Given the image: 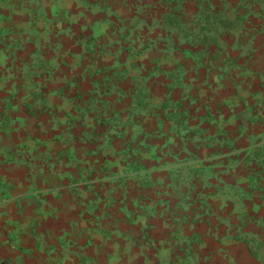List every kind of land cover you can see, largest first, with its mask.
Masks as SVG:
<instances>
[{
	"label": "crops",
	"instance_id": "0c3cea01",
	"mask_svg": "<svg viewBox=\"0 0 264 264\" xmlns=\"http://www.w3.org/2000/svg\"><path fill=\"white\" fill-rule=\"evenodd\" d=\"M86 1L91 46L0 29V264H154L171 228L264 264V1Z\"/></svg>",
	"mask_w": 264,
	"mask_h": 264
},
{
	"label": "rangeland",
	"instance_id": "374dc122",
	"mask_svg": "<svg viewBox=\"0 0 264 264\" xmlns=\"http://www.w3.org/2000/svg\"><path fill=\"white\" fill-rule=\"evenodd\" d=\"M95 9L96 5L86 0H0V29L18 28L22 31L21 35H24L25 39L33 38L35 43H42L43 41L46 42L48 38H53L51 32L48 34L47 31L44 30H47V28H55V37L53 39L60 49H62L60 45L64 43L75 44L85 42L91 46L98 41L97 36L81 35L79 31L86 27L95 26L96 20L85 19L89 15L94 16ZM209 17L211 16L209 15ZM258 23H260V21ZM261 24L264 25V22ZM59 48H57V53L60 50ZM248 118L251 120L252 117L249 116ZM241 129L238 128L237 125H233L231 154L233 171H241V168L235 169V166L242 158H245L246 155L244 148L247 145L245 143H238L240 139L244 138V129ZM259 140L260 138L255 140V142ZM215 153V155L218 156L222 152L216 150ZM255 154L258 155V153ZM245 159L246 161L248 160L247 157ZM189 169L191 170V168ZM175 170L176 169H173V171ZM241 182L242 180L240 179H233V205L239 203L240 199L246 198V194L243 195V193L239 191V183ZM190 199V197L187 198L189 201ZM235 208L237 207L233 206L231 214L235 212ZM188 214L191 216V213ZM186 216L187 214L184 217L186 218ZM190 230V228L168 229L167 234H169V237L167 244L162 243V249L164 248L163 246L167 245V253L161 261H154V264H209V260L207 259L201 258L197 261L195 257H192L193 239L196 237L190 236L188 233ZM182 233L184 235H180ZM178 241H183V243L180 244ZM244 241L249 243L251 247L256 246L249 240L245 239ZM198 242H200L201 252L207 251L209 246L203 243L200 238H198ZM211 248L214 247L212 246ZM215 259H219L217 262H221V258L216 257Z\"/></svg>",
	"mask_w": 264,
	"mask_h": 264
}]
</instances>
